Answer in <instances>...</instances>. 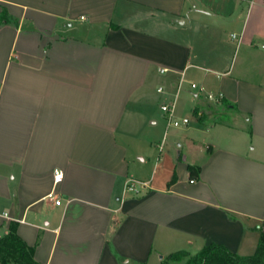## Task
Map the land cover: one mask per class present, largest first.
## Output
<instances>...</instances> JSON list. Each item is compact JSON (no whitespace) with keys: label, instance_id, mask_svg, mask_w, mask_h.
<instances>
[{"label":"crops","instance_id":"crops-1","mask_svg":"<svg viewBox=\"0 0 264 264\" xmlns=\"http://www.w3.org/2000/svg\"><path fill=\"white\" fill-rule=\"evenodd\" d=\"M3 9L0 236L16 223L39 264H163L213 242L257 249L264 0H0ZM188 93L199 127L165 152L161 106Z\"/></svg>","mask_w":264,"mask_h":264},{"label":"trees","instance_id":"trees-1","mask_svg":"<svg viewBox=\"0 0 264 264\" xmlns=\"http://www.w3.org/2000/svg\"><path fill=\"white\" fill-rule=\"evenodd\" d=\"M10 16L3 9L0 14V27L9 24ZM220 105L227 107L230 103L225 97L220 100ZM217 105V104H215ZM195 110L201 112L197 107ZM205 114L200 118L203 120ZM192 175L199 173V169L189 166ZM39 264L34 258V248L29 246L17 233V224L11 223L9 232L0 236V264ZM163 264H264V228H261V236L258 248L253 255L241 256L233 253L223 244L210 243L200 252L191 254L180 250L169 255Z\"/></svg>","mask_w":264,"mask_h":264},{"label":"rangeland","instance_id":"rangeland-1","mask_svg":"<svg viewBox=\"0 0 264 264\" xmlns=\"http://www.w3.org/2000/svg\"><path fill=\"white\" fill-rule=\"evenodd\" d=\"M156 85L153 84V88H155ZM193 91H196V90H193ZM192 100H194L193 96L191 94H187V96L183 95V97L181 98H177L176 100V108H175V111H176V114H174V117L178 118V117H188L190 122H189V125L188 126H182V127H174L171 123V119H169L170 117L168 116L167 117V120L165 121H160V125L158 127V133L156 135V137H159L161 140H163L165 138V142H164V151L167 152L168 148L169 150H175L176 148V144L173 142L174 140H172L173 138V135L175 134H181V133H186L184 132V130H187L189 129L190 127H199V120L196 118V116H194L192 113H191V106H192ZM186 104V105H185ZM215 104V103H213ZM183 108V110L186 109V114H183V115H177L178 113V110L181 112V109ZM223 112L224 110H217V115L216 117H219L220 120H222V115H223ZM230 118H231V122L233 121V124L238 126V129L239 131H237L236 134H239L240 136H243V135H247L245 134L246 132H244L241 128V126H243V124L241 123V121L238 120L237 117H235V115H233L232 113L229 115ZM238 120V121H237ZM232 124V123H231ZM137 132H135L136 134ZM166 134V135H165ZM247 137V141H248V136ZM173 142V143H172ZM264 228V226H263ZM258 248V247H257ZM257 250V249H256ZM253 251L252 253H250L249 255L247 256H250V255H253L255 252ZM11 264V263H10Z\"/></svg>","mask_w":264,"mask_h":264},{"label":"built area","instance_id":"built-area-1","mask_svg":"<svg viewBox=\"0 0 264 264\" xmlns=\"http://www.w3.org/2000/svg\"><path fill=\"white\" fill-rule=\"evenodd\" d=\"M165 71H166L165 69L161 70V72H165ZM191 87H192V89H199V87L195 83H192ZM200 90L202 91V89H200ZM158 91L160 93H165V89L163 87H160L158 89ZM206 97L209 101H211L215 104H219L221 98L224 96L221 93H219V94L207 93ZM176 100H177V97L174 98L173 100L163 104L161 106V109L165 114H167L170 117L169 119L172 118L171 123L174 127L179 128L182 126H188L189 122H190L188 117H180V118L174 117V112H175V108H176ZM62 178H63V171L56 170L55 175H54L55 182L56 183L60 182L62 180ZM191 182H194V181L192 180ZM129 183L130 184L128 186V190L137 193L138 187H137L136 181H131ZM143 185H146V184H143ZM58 203H60V202L58 201Z\"/></svg>","mask_w":264,"mask_h":264}]
</instances>
